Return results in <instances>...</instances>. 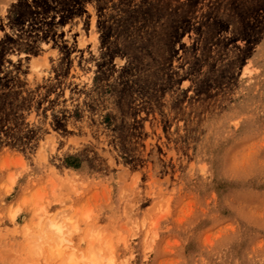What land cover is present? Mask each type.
<instances>
[{
  "label": "rangeland",
  "instance_id": "rangeland-1",
  "mask_svg": "<svg viewBox=\"0 0 264 264\" xmlns=\"http://www.w3.org/2000/svg\"><path fill=\"white\" fill-rule=\"evenodd\" d=\"M92 253L264 264V0H0V264Z\"/></svg>",
  "mask_w": 264,
  "mask_h": 264
},
{
  "label": "bare ground",
  "instance_id": "bare-ground-1",
  "mask_svg": "<svg viewBox=\"0 0 264 264\" xmlns=\"http://www.w3.org/2000/svg\"><path fill=\"white\" fill-rule=\"evenodd\" d=\"M14 216V214L12 215ZM76 227V226H75ZM63 225L60 224L59 221H56V220H51L49 223H48V232L51 234L50 236V240L53 241V243H56V241H58V243L60 242H64V241H67L66 238L64 237V229H63ZM42 235H37V237L39 238H42L44 236ZM49 241V240H48ZM62 244V243H61ZM59 246L60 244H54L52 246L49 245L48 249L51 251V253L54 251L57 252L58 255L61 254V250L59 249ZM61 248V247H60ZM74 254H69L68 255V258L66 259V264H79V259L81 260V258H76L73 256ZM86 258V257H85ZM97 259V257L94 256V254L92 253L91 254V262L90 264H94L95 261L94 259ZM100 258H103V257H100ZM112 263V260L111 258H106V264H111ZM97 264V263H96Z\"/></svg>",
  "mask_w": 264,
  "mask_h": 264
}]
</instances>
